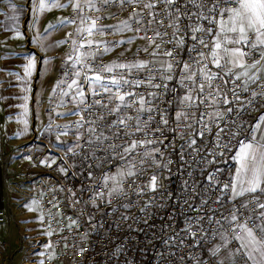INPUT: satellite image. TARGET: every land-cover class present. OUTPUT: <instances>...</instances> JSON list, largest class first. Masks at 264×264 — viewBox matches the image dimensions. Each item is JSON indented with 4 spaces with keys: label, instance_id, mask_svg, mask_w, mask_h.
I'll return each mask as SVG.
<instances>
[{
    "label": "built area",
    "instance_id": "obj_1",
    "mask_svg": "<svg viewBox=\"0 0 264 264\" xmlns=\"http://www.w3.org/2000/svg\"><path fill=\"white\" fill-rule=\"evenodd\" d=\"M79 2L81 8L71 5L66 10L68 26L60 47L49 56L57 68L54 88L41 104V118L34 121L28 142L5 156L6 167L13 168L7 178L22 184L40 214L42 234L28 235L30 256L22 264H38V261L41 264H221L213 250L222 236L239 258L245 260L243 252L237 251L240 241L232 237L231 229L235 225L224 218L238 211L240 222L252 216L250 226L264 223L255 218L261 209L255 206L253 198L259 203H264V199L256 193H246L232 200L230 189H224V185L233 180L231 157L238 142L254 135L253 123L264 111V76L246 83L243 78L236 79L233 71L229 73L228 66L216 68L210 60L197 63L199 53L207 54L210 48L191 39L193 27L215 29L216 25L209 24V19L225 20L227 14L216 11L209 19L182 15L178 21L175 16L156 15L151 27L165 35L149 43L153 30L147 32L146 40L139 38L145 35L143 30H135L138 19L145 23L153 20L141 5L121 0H107V3L93 0V7L85 0ZM179 3L181 13L204 11L185 0ZM219 7L226 9L235 4L220 0ZM153 11L167 10L164 5L156 4ZM171 11L175 12V8ZM137 13L138 16L134 15ZM93 20L98 27L89 35L87 28ZM124 22L131 30L125 29ZM214 33L197 35L210 44ZM181 38L184 44L178 47ZM88 40L94 43L89 45ZM194 43L195 50L189 51ZM169 51L172 56L165 55ZM78 57L80 63L76 62ZM258 60H261L258 49L245 58L248 64ZM142 61L147 62L143 69L115 67ZM185 63L191 65L189 73L183 72ZM205 63L218 73L214 85L222 90L221 96L227 94L232 100L233 90L239 86L240 100L209 108L199 102L191 108L181 103L189 92L194 97L200 96L198 89L193 90V82L183 77L198 73ZM168 64L173 65L172 71L166 70ZM105 66H112L113 71H104ZM76 72L80 75H75ZM97 74L103 77L102 81L89 82ZM149 76L153 77L152 84L159 87L148 83ZM169 76L171 79H165ZM114 78L144 83L140 87L123 83L117 86L111 84ZM73 80L77 84L69 88ZM194 80L196 84L203 83L199 75ZM101 84L107 85L111 93L105 92ZM245 87L247 91L243 90ZM79 91L83 92V103L77 95ZM209 91L212 89L206 88L203 95L207 96ZM117 92L134 93L125 97L130 105L144 96L150 101L145 107L153 110L137 113L140 105L134 104L111 112L120 104L114 99ZM253 93L257 95L253 97ZM97 100L106 107L95 104ZM228 107L233 111L224 120L215 123L209 120L211 113L225 112ZM182 111L187 119H177V113ZM137 116L143 128L139 132L135 131ZM126 117L134 118L129 121V127L113 124ZM205 122L212 131L200 136ZM217 123L225 129L219 141ZM126 132L133 134L125 136ZM113 133L118 136L114 137ZM100 136L108 137L103 146L97 140ZM132 140L155 143L139 145L125 154L124 148ZM192 140L196 141L194 145ZM113 144L120 147L113 149ZM225 144L232 150L226 149ZM130 169L135 173L132 176L127 175ZM106 176H114L116 180L106 181ZM209 176L213 179L209 180ZM153 177L156 178L154 189ZM242 204H248V208H241ZM7 217L8 210L0 209V223ZM217 220L221 221L219 225ZM256 231L258 238L264 239V233ZM2 246L8 250L0 252V264H20L15 250L7 242H2Z\"/></svg>",
    "mask_w": 264,
    "mask_h": 264
},
{
    "label": "snow or ice",
    "instance_id": "obj_2",
    "mask_svg": "<svg viewBox=\"0 0 264 264\" xmlns=\"http://www.w3.org/2000/svg\"><path fill=\"white\" fill-rule=\"evenodd\" d=\"M72 6L74 8H81V4L79 0H71ZM85 2L89 6L94 7L93 0H85ZM105 3H107V0H104ZM122 3H135L138 5H141L142 9L147 10L146 15L153 17V20H149L146 23L142 19H138L136 21L137 28L136 31L143 30L145 32V35L142 37H139L140 39H148L147 32L149 30H153V37L152 40L149 41V43H154V41L157 38L163 39L164 33H161L157 30L152 29V24L155 22L154 17L156 15H167L169 17L175 16V19L178 21L182 15H196L199 16L201 19H209V16L213 14L216 11H219L221 13L227 14V20H215V19H209V24H215L216 28L208 27H193L191 29L192 36L191 39L193 41L198 42L200 45H203L204 48H210V51L205 54L204 52H200L199 56L200 59L197 61V63H201L205 60H210L212 64L215 65L216 68H224L227 65H231V67L228 68V72L231 73L233 69H242V71L236 76V79H240L241 77H246V83L248 81L254 82L256 80V76L253 74H250V69H255L257 72L264 71V67H258V65L261 64V60H264V0H225L227 3H234L235 7H230L226 9H221L219 7L220 0H215L213 3V0H185L187 4L194 5L200 9H204V11L198 12V13H181L180 12V3L179 0H121ZM212 3V7L209 8L208 4ZM156 4H162L165 6L166 12L161 13H155L153 9H155ZM52 7H61L62 5L58 2V0H52ZM49 7L48 0H39L38 8L40 11H44ZM175 8V12L171 11V9ZM138 16L139 14H134ZM63 23V21H61ZM125 29L131 30L130 26L127 24V22H124ZM161 26H163V20L160 21ZM169 27H178V25L175 24H169ZM98 26L95 23V20L91 22V25L87 28L88 34H92V30L96 29ZM215 31V35L212 37L211 43H206L205 39L198 36L197 33H206V34H212ZM131 42V41H129ZM94 41L88 40L87 44L91 45ZM184 44L183 38L179 39L177 41V46H181ZM160 45L157 44L156 48H159ZM196 48V44H193V48L189 51H193ZM250 49V51H245V49ZM257 48L262 49L260 52L261 60L255 61L251 64H248L245 62V58L251 55V51L256 50ZM147 49H145L146 51ZM105 51H107V48H105ZM165 55L172 56V52H166ZM71 59V58H69ZM77 63H80V58H77ZM147 62H138L133 65H126V64H118L115 65V67L125 69V68H136V69H143L146 66ZM33 67V62L29 61V64L25 68V73L27 75H31V70ZM191 65L185 63L183 67V72L189 73L190 72ZM173 65L168 64L167 65V71H172ZM106 72H112L113 67L112 66H105L103 69ZM75 75L79 76L80 73L76 72ZM199 75L203 83L196 84L194 80V76ZM218 78V73L212 72L207 64L205 63L203 67L199 69L198 73H192L185 75L183 77V80H188L193 82V90L198 89L200 96L194 97L191 92L186 94L182 100L181 103L185 104L186 107H195L197 106V103L205 104L206 108L212 107L217 104H224L228 105L230 103H234L235 101L240 100L239 86L236 87V89L233 90V99L230 100L227 94H224L221 96V89L219 86L214 85V81ZM85 79H89L88 77H85ZM103 77L100 75H95L93 78L89 80V82H95L100 83L102 81ZM165 79H171V77H165ZM148 83L152 84L153 77L149 76L147 78ZM182 80V84H183ZM121 83L127 85V84H134L136 87H140L144 82L143 81H129L125 80L123 78L121 79H112L111 84L113 85H121ZM77 84L76 80H73L71 84L68 85L69 88L75 87ZM153 87H159L158 85L152 84ZM101 87L105 92L111 93L110 88L107 87V85L101 84ZM212 89V91H209L207 96H204L205 89ZM244 91H247V88L245 87L243 89ZM67 95L68 93H64ZM96 93L93 92V95ZM77 95L81 97L80 103H83V92L79 91L77 92ZM135 94L132 92H125L121 94L120 92H117L114 99L118 100L120 104H118L115 108L111 109V112H119L121 110V107H132L134 104H139L140 107L136 109L137 113L141 112H151L153 109L145 107L146 104L150 103V101H146L144 96H140L138 100L133 101V104H127L125 97H131ZM150 95L155 96V93H151ZM253 97H255L257 94L253 93ZM201 96L203 98H201ZM219 97V98H218ZM95 104L100 105L101 107H106L101 101L97 100L94 102ZM251 103V101H249ZM25 111H27L25 106ZM233 111L231 107H228L225 112L216 111L209 115V120H212V122H216L217 120H224L227 114H230ZM184 117L187 119V114L185 112H178L177 113V119ZM83 119V118H81ZM101 119H104V117H101ZM133 117H126L119 119L117 121H114L113 124L117 127L123 126V127H129V121L133 120ZM151 119V117H149ZM202 121H203V115H202ZM136 124H135V131L139 132L142 131L143 128L140 126L139 123V116L135 117ZM260 121H264V115L260 117ZM258 121L255 125H253V133H255L257 130H261V135L257 137L256 135H252L250 139L247 140H240L238 142V147L235 150V154L231 157L232 161H234L236 166V172L235 177L231 181L230 184H225L224 189H230L231 191V199L235 200L237 197H243L246 193H264V125H262ZM165 124H167V120L163 121ZM146 126V122H145ZM218 131L216 132L217 140L221 138V136L225 133V129L219 127V124L217 123ZM90 131H94V129H90ZM212 128L211 125L207 122L203 124V130L198 133V135L203 136L205 132H211ZM131 132H126L124 135L129 136L132 135ZM233 136L236 135V133L232 134ZM113 136H118V133H113ZM108 137L100 136L97 137V140L100 141L101 146H103V142L107 140ZM91 143V141H89ZM145 143H155V141L148 140V141H139V140H132L130 143H128V146L124 148V153L129 154L133 152L139 145L145 144ZM196 141L192 140L191 144H195ZM219 146V144L217 145ZM113 149L119 148L120 145L113 144L111 145ZM224 147L231 151V147L229 144H225ZM158 151V149H157ZM222 154V153H220ZM146 156L151 155V153H145ZM135 173L130 169L127 172L128 176H132ZM121 176L124 175V173H120ZM107 180H116V177L114 176H106L104 178ZM213 177L209 176V180H212ZM156 178H152V184L151 187L154 189L156 187L155 185ZM118 189H113V191H117ZM253 200L256 202L255 206L261 211L256 214V219L264 221V203H259L258 199L256 197L253 198ZM243 209L248 208V204H242L240 206ZM240 214L238 211H233L230 217L224 218L229 221V224H234L235 227L231 229L232 231V237L233 239H236L240 241V248L237 251L243 252V255L248 257V259H255L253 256V253H258L260 260L256 262V264H264V239H260L257 236V229L260 233H264V223L255 224L254 226H250L249 221L253 220L252 216H248L244 222H240L239 218ZM75 223V221H73ZM217 225L221 223V221H216ZM51 235V233H48ZM247 249V251H244ZM218 250V249H217Z\"/></svg>",
    "mask_w": 264,
    "mask_h": 264
},
{
    "label": "crops",
    "instance_id": "obj_3",
    "mask_svg": "<svg viewBox=\"0 0 264 264\" xmlns=\"http://www.w3.org/2000/svg\"><path fill=\"white\" fill-rule=\"evenodd\" d=\"M58 2L62 5L61 7H52V0H48L49 7L44 11H40L38 8L39 0H0V43L20 42L22 38H25L24 35L17 34V29L21 26L22 21L26 20L24 24L25 33L27 36L26 38H28L30 42L35 43L36 47L41 53H44L47 57H49L54 50L60 47L64 30L68 26L65 20V13L66 10L72 5L71 0H58ZM225 20H227V18ZM61 21H63V23H61ZM257 49L259 52L262 51V49L260 48ZM29 61L33 62L31 73L36 72L35 75H37V84V81L40 78L42 62L40 67L35 70L33 58L28 57L26 61H22V63H20L22 68V71L20 73H25V68L29 64ZM53 62L54 65L52 66V69L54 70V79V74L57 66L54 60ZM7 64L17 65L19 64V62L18 60H15L14 62H8ZM227 66L231 67V65ZM258 67H264V60H261V64L258 65ZM241 71L242 69H233V72L236 75H238ZM249 72L250 74H253L255 76H264V71L257 72L255 69H250ZM20 73L18 71H10L9 74L11 78L9 79L15 80L14 82L18 81L16 79L20 80ZM241 78L247 80L246 77ZM52 83L53 84L51 85L49 93L54 88V81ZM1 85L2 80H0V89ZM262 115H264V111L258 115L253 125L260 121V117ZM18 121L19 116L13 120L12 126L6 127L5 129L1 125L2 115H0V156L3 152L1 150L3 138L2 136L6 132L15 133L17 136L18 144L25 139V137L21 136L19 133ZM28 122L30 127V120ZM260 123L264 125V121H260ZM28 134L30 135L29 131ZM254 135L259 137L261 135V130H257ZM237 147L238 145L236 146V148ZM12 172V166H9L7 168L6 161H4V159H1L0 157V209L8 210V217L3 223H0V252H6V250H8L2 246V242H7L9 248L15 250L17 254L18 250L24 248L28 243V235L33 233V227L39 224L40 214L36 202L26 194V191H24L22 184L12 181L9 177L7 178V176H10ZM235 172L236 166L234 163L232 169L233 179L235 177ZM256 194L262 196V198L264 199V193ZM222 238L228 243L227 238H225L224 236H222ZM217 245L218 241L213 250L214 254L216 252ZM226 256L227 254H223L220 257L216 256V258L220 261L221 264H224L221 259L225 260ZM253 256L255 257L254 260L248 259V257H246L245 260H243V264H256V262L260 260L259 254L253 253Z\"/></svg>",
    "mask_w": 264,
    "mask_h": 264
},
{
    "label": "rangeland",
    "instance_id": "obj_4",
    "mask_svg": "<svg viewBox=\"0 0 264 264\" xmlns=\"http://www.w3.org/2000/svg\"><path fill=\"white\" fill-rule=\"evenodd\" d=\"M25 22L26 20H23L21 26L17 29V34L24 35L25 38H22L20 42L0 43V80H2L0 89V115H2L1 125L6 129V127L12 126L13 120L19 116V133L21 136L25 137V139L18 144L15 133L6 132L2 136L1 150L3 152L0 157L1 159H4V161H6V154L17 150L18 146L28 142L34 121H38L41 118L42 101L49 94L51 85L53 84L52 82L54 81V70L52 69L54 62L44 53H41L35 43L30 42L28 38H26L27 36L24 29ZM28 57L33 58L35 70L40 67L42 62L40 78L37 81V84V75H35L36 72L31 73V75L28 76L26 73H20L22 71L20 63H22V61H26ZM15 60H18L19 64H7L8 62H14ZM10 71H18L20 73V80L16 79L18 80L16 82H14L15 80H10ZM25 106H27L26 109L28 108L27 111H25ZM29 120L30 127L28 122ZM28 131L30 135L28 134ZM33 232L34 236L42 234L39 224L33 227ZM29 243L30 241H28L24 248L19 249L16 254L20 264H22V262H26L30 256L27 248ZM217 249L215 252L217 257L227 254L225 260L221 259L224 264L244 263V261L239 258L236 252L222 237L218 240ZM245 251H247V249H245ZM38 264L41 263L38 261Z\"/></svg>",
    "mask_w": 264,
    "mask_h": 264
},
{
    "label": "bare ground",
    "instance_id": "obj_5",
    "mask_svg": "<svg viewBox=\"0 0 264 264\" xmlns=\"http://www.w3.org/2000/svg\"><path fill=\"white\" fill-rule=\"evenodd\" d=\"M16 260H18V257H16Z\"/></svg>",
    "mask_w": 264,
    "mask_h": 264
}]
</instances>
